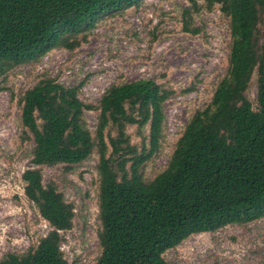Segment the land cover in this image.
Returning a JSON list of instances; mask_svg holds the SVG:
<instances>
[{
    "label": "trees",
    "instance_id": "obj_1",
    "mask_svg": "<svg viewBox=\"0 0 264 264\" xmlns=\"http://www.w3.org/2000/svg\"><path fill=\"white\" fill-rule=\"evenodd\" d=\"M142 1L0 0V77L54 48L75 49L99 20ZM186 1L185 17L218 4L229 19L228 68L189 119L166 168L143 178L161 146L163 106L173 89L140 78L110 85L93 106L79 99V84L40 79L20 98L21 137L33 141L32 166L21 179L50 229L26 251L5 253L0 264H66L61 232L72 228L74 206L53 180L44 181L41 167L69 168L94 150L101 248L95 264H171L164 252L190 235L264 217V0ZM183 30L200 32L187 23ZM253 74L256 107L245 95ZM93 109L92 133L84 112Z\"/></svg>",
    "mask_w": 264,
    "mask_h": 264
},
{
    "label": "rangeland",
    "instance_id": "obj_2",
    "mask_svg": "<svg viewBox=\"0 0 264 264\" xmlns=\"http://www.w3.org/2000/svg\"><path fill=\"white\" fill-rule=\"evenodd\" d=\"M186 6V0H143L99 20L79 36L75 49L54 48L0 77V258L7 252L26 251L50 229L24 194L21 179L22 172L32 166L33 141L21 137L20 98L40 79L79 84V99L93 106L110 85L140 78H154L173 89L163 106L161 146L145 164L143 178L151 180L166 168L189 119L210 101L228 68L229 19L218 4L190 17L183 14ZM184 23L200 32H184ZM245 95L256 107L255 74ZM97 116L96 109L84 112L92 133ZM127 131L133 142L139 140L134 126ZM97 162L94 150L69 168L64 164L41 167L44 181L53 180L74 206L72 228L61 232L66 264H95L101 252ZM163 256L171 264H264V217L190 235Z\"/></svg>",
    "mask_w": 264,
    "mask_h": 264
}]
</instances>
